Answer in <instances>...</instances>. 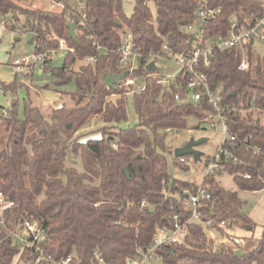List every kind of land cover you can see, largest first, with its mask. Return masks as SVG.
I'll return each instance as SVG.
<instances>
[{
  "label": "trees",
  "instance_id": "1",
  "mask_svg": "<svg viewBox=\"0 0 264 264\" xmlns=\"http://www.w3.org/2000/svg\"><path fill=\"white\" fill-rule=\"evenodd\" d=\"M57 1L64 5L61 10L0 0V18L12 29L24 20L23 27L34 34L35 53L49 54L42 71L50 80L43 88L62 91L75 102L74 107L63 103L46 115L34 105L31 85L19 83L17 77L0 79L5 90L28 89L21 113L13 99L10 115L0 116L6 132L0 148V191L13 202L7 214L14 227L24 219L39 222L48 237L42 247L50 257L37 262L39 252L21 247L0 226V264H56L70 255L69 264H98L96 252L109 264H126L138 248L151 243L157 228H173L175 213L182 212L183 219L191 213L182 197L189 194L184 189L195 192L198 183L172 177L168 153L173 148L167 138L172 129L187 128L189 117L204 120L212 105L206 98L184 101L187 76L180 73L181 85L165 89L145 64L150 52L166 54L165 42L174 53L193 51L188 25L197 21L201 0H132L130 14L124 0H78L84 4L81 9L72 0ZM207 2L220 9L205 24L207 41L229 35L233 22L244 28L250 18L264 13L262 0ZM69 21L78 24L75 37L69 35ZM129 31L141 58L126 78H144L146 90L131 94L138 121L124 125L129 92L117 85L108 87L103 76L129 70L119 63L123 35ZM62 38L67 46L64 61L54 66L52 55ZM254 42L247 44L246 70L240 69L242 54L234 47L216 50L211 62L201 67L210 86L221 90L226 124L236 136L229 144L234 157L221 164L238 188L248 191L264 189V55L255 51ZM71 84L74 89L68 90ZM114 93L121 97L107 101ZM96 117L102 126L77 134L90 128ZM95 131L100 135H93ZM173 165L189 169L175 155ZM202 180L211 184L212 200L200 207L204 220L216 219L211 227L222 233L221 221L229 227H254L237 191L223 187L215 175ZM252 241L253 237L247 240L242 253L227 245L215 249L203 226L192 222L184 241L158 248L162 259L155 264H264V236L257 244Z\"/></svg>",
  "mask_w": 264,
  "mask_h": 264
},
{
  "label": "built area",
  "instance_id": "2",
  "mask_svg": "<svg viewBox=\"0 0 264 264\" xmlns=\"http://www.w3.org/2000/svg\"><path fill=\"white\" fill-rule=\"evenodd\" d=\"M264 5V0H262ZM63 7V3L61 4ZM220 9H212L208 6L207 0H201L196 11L197 21L188 25V30L192 32L194 36V49L190 54L184 53H174L172 49L168 46L167 42L163 45V50L166 51L165 55L150 52L146 57V64L151 61H155L160 57H165L168 53L176 54V63L179 68L173 75L160 76L156 72H152L157 78L158 84L163 86L165 89H170L172 84L177 86L181 85L178 81V75L187 76V82L185 87V100L186 102H197L202 98H206L212 105V111L208 113L205 118L210 126L216 127L218 124L221 125V130L223 132V139L218 146V150L213 158H211V163L208 164V173L205 175H215L217 170H225L224 166L221 164L223 159L233 158L234 152L230 143L234 144L236 141V136L230 132L226 124L225 110L226 106L222 104V93L219 88L213 89L210 86L209 78L207 74L202 70L204 64L211 62L215 55L216 50H222L228 47H234L240 50L242 54V60L240 62V69L246 70L249 66L247 57V44L251 41L260 40L264 41V13L260 17L250 18L247 21V26L244 28H238L236 22L232 23V30L229 35H216L211 40H205L203 38L205 24L209 21V18L219 12ZM0 26L6 28V21L4 19L0 20ZM14 30V29H13ZM66 40L65 38L59 41V50H65ZM101 49V46H98ZM121 59L120 65L123 68H129L130 71L138 68L139 60L141 58V53L138 47L134 43L132 32H126L123 35L122 45L120 47ZM48 52L34 53L33 58L28 60L23 58L22 60H15V66H17L16 76L22 81H27L30 83L33 80V65H39L42 70L44 65V60L48 57ZM95 58H90L93 60ZM158 66V64L156 63ZM146 67V66H145ZM161 71V69H160ZM157 71V72H160ZM119 88H124L132 93H144L146 90L145 81L143 78L142 82L137 81V78H124L115 83ZM121 97L120 93H114L107 97V101H116ZM175 98L180 100L181 95L177 93ZM63 103H58L57 108H61ZM11 111V104L8 108H3V117H8ZM182 163L189 164L186 156L179 157ZM250 177L249 174L245 175ZM211 187L210 183H205L203 180L198 183V187L195 192L190 193L188 190L184 189L185 193H189L186 197H182V202L185 208L190 210V216L186 219L182 218V212L175 213L173 216L174 224L173 228L159 227L156 230L155 236L151 243L147 244L143 248H138L134 257L127 258L126 264H155L161 261V255L158 253V248L164 245H170L172 243L182 242L188 234L189 224L195 222L201 224L206 231L211 227L212 224L217 223L216 219L211 217L204 220L202 217V212L200 207L212 200V194L209 192ZM13 202L8 201L4 194L0 191V226L5 230V234L13 238V240L21 245V247H31L40 253L37 262L41 260L49 259L50 257L44 253V248L42 243L47 240V234L45 230L40 226L37 220L24 219L18 222L15 227L13 221L8 217V210L12 206ZM142 205H146L143 202ZM225 221H221L219 225L224 226ZM209 237L208 231H206ZM211 239V238H209ZM226 238H223V240ZM225 241V240H224ZM96 257L98 264H109L104 257H102L98 252H96ZM72 256L67 258H62L56 262V264H69L71 262Z\"/></svg>",
  "mask_w": 264,
  "mask_h": 264
},
{
  "label": "rangeland",
  "instance_id": "3",
  "mask_svg": "<svg viewBox=\"0 0 264 264\" xmlns=\"http://www.w3.org/2000/svg\"><path fill=\"white\" fill-rule=\"evenodd\" d=\"M19 4L23 6H29L31 8H41L47 10H61L62 2L55 0H17ZM74 6L78 5L79 9L84 7V4L78 0H72ZM124 9L127 14H130L133 9L132 0H124ZM3 18H0L2 20ZM24 20L21 19L17 23L16 29H12L7 23L6 28L0 26V79L11 81L16 78L17 66H15V60L27 58L31 60L35 53V43L31 41L34 34L28 32L23 27ZM255 51L261 55H264V41L255 40ZM65 50H58L52 55V62L54 66H61L64 61ZM177 55L168 53L165 57L156 59V63L161 68L160 76L167 77L173 75L179 68L176 63ZM40 66L33 65V80L30 83L22 81L17 78L19 83L24 85H31L29 92L34 105L38 106L43 113L48 115L52 109L56 108L58 103H64L67 107H74L75 102L71 99L70 95L64 94L62 91L55 92L53 90H46L43 88L49 80L48 73H44ZM137 81L142 82L143 78L138 77ZM33 82V85H32ZM18 83V84H19ZM68 90H73L74 86L71 84L66 87ZM27 88L21 86L18 88L17 93L11 89H3L0 87V116L2 115L3 108L1 105L8 108L13 99H17L20 113L23 111L24 99L27 97ZM49 92H54V95H49ZM128 101V120L123 122L124 125L133 124L138 121V117L134 110L133 98L129 94ZM99 117L93 118L90 125L91 127L85 128V130L79 131L77 134H83L96 130L102 125ZM94 125V126H92ZM93 135L99 136V132H94ZM191 138H206V141L198 146V149L202 151L200 160L195 161L192 155H185L189 162V169H182L173 165L174 149L184 145ZM223 139V132L221 125L216 127L210 126V123L206 119L199 120L192 116L188 118V125L185 129H172L168 133L167 143L172 146L173 153H168L169 172L174 178L184 179L200 183L206 173H208V164L211 163V158L214 157ZM6 132L4 128L3 119L0 118V148L5 145ZM70 155L68 157L67 165H70ZM217 181L225 188L237 191L240 198L245 201L244 210L250 214V217L255 222L254 227L247 225V227L224 225L225 234L220 232L217 228H210L206 231L211 232L215 241L214 248L219 249L226 246H231L239 253L244 252L247 240L251 237L254 238L252 243L257 244V240L264 236V189L257 191H248L239 189L227 170H217L215 172ZM228 234V235H227ZM229 237L228 242H220L225 236Z\"/></svg>",
  "mask_w": 264,
  "mask_h": 264
},
{
  "label": "water",
  "instance_id": "4",
  "mask_svg": "<svg viewBox=\"0 0 264 264\" xmlns=\"http://www.w3.org/2000/svg\"><path fill=\"white\" fill-rule=\"evenodd\" d=\"M67 26L69 28V35L71 37H75L76 36L75 30L78 27V24L69 21ZM193 39H194V36H192V40ZM145 69L148 72H157V71H160L161 68L159 66H157L155 61L153 60L146 65ZM130 72H131L130 70L124 71L122 73H116V72L110 71L109 73L104 74L103 80L105 81V83L108 87L113 88V87H115L116 82L127 77V75L130 74ZM49 95H54V92H49ZM205 141H206V138H199V139L191 138L184 145L175 148L174 149V155L176 157H181V156H185V155H192L194 157V160L198 161V160H200L201 155H202V151L198 149V146ZM124 171L127 173V175H129L128 169L126 166L124 167ZM8 212H9V210H8Z\"/></svg>",
  "mask_w": 264,
  "mask_h": 264
},
{
  "label": "crops",
  "instance_id": "5",
  "mask_svg": "<svg viewBox=\"0 0 264 264\" xmlns=\"http://www.w3.org/2000/svg\"><path fill=\"white\" fill-rule=\"evenodd\" d=\"M1 107L2 108H5V106H3V105H1ZM208 234H209V238H211L213 241H214V238H213V235H212V233L211 232H208ZM225 234V233H224ZM228 235V234H227ZM225 237L224 238H226V239H224L223 240V238L221 239V241L220 242H228L230 239H229V237L228 236H226V235H224ZM214 244H215V241H214Z\"/></svg>",
  "mask_w": 264,
  "mask_h": 264
}]
</instances>
